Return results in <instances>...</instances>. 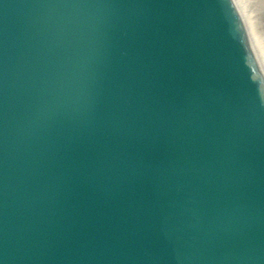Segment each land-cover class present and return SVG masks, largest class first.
<instances>
[{"label": "water", "instance_id": "water-1", "mask_svg": "<svg viewBox=\"0 0 264 264\" xmlns=\"http://www.w3.org/2000/svg\"><path fill=\"white\" fill-rule=\"evenodd\" d=\"M0 264H264V0H0Z\"/></svg>", "mask_w": 264, "mask_h": 264}]
</instances>
